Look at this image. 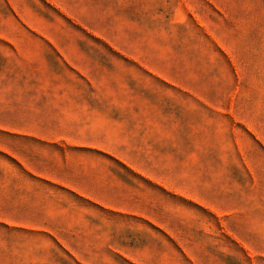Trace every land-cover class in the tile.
Listing matches in <instances>:
<instances>
[{
  "label": "rangeland",
  "instance_id": "rangeland-1",
  "mask_svg": "<svg viewBox=\"0 0 264 264\" xmlns=\"http://www.w3.org/2000/svg\"><path fill=\"white\" fill-rule=\"evenodd\" d=\"M90 87L172 118L154 152L174 190L133 199L96 150L0 132V182L30 186L0 264H264V0H0V122H41L12 111L20 91Z\"/></svg>",
  "mask_w": 264,
  "mask_h": 264
},
{
  "label": "crops",
  "instance_id": "crops-1",
  "mask_svg": "<svg viewBox=\"0 0 264 264\" xmlns=\"http://www.w3.org/2000/svg\"><path fill=\"white\" fill-rule=\"evenodd\" d=\"M79 72L88 79L90 78L91 71L88 69H79ZM115 92L117 91L114 90L113 94ZM109 94L112 95V91L105 87H90L86 91L80 88L20 91L15 94L19 98L16 99V105L12 111L23 114V116L29 115L31 118L35 116L40 118L41 122L30 120L27 123L18 120L10 123L5 120L4 123L0 122V132L19 140H31L41 144H68L96 150L85 155L116 161L123 166L117 170L130 175L133 184L138 182V186L143 185V190L136 189L133 199L144 198L149 201L150 189L156 190L158 185L165 192L174 190L165 175L160 174V170L156 168L154 152L157 137L164 139L172 137V118L165 114L164 127H158L157 114L153 105L123 104L110 99ZM26 96L30 98H24ZM52 111H56L55 114H50ZM71 135L85 138L79 140L68 138ZM117 147H124V152L116 150ZM163 160L165 163V159ZM97 170L101 171L99 183L102 187L105 184L110 185L112 183L110 177L118 175V171L109 166L94 169V171ZM19 171L28 175L24 169H19ZM7 172L8 170L4 173L5 177L9 174ZM4 181L0 182V208L5 207L0 213V226L10 232H21L23 225L27 224L22 209L28 205L23 203L22 199L25 193L30 191V186L26 183L11 182L8 179ZM123 183L129 184L128 181ZM50 186L74 197H84L86 200L90 198L89 201L94 202L91 195L87 193L83 195L78 191L80 189L72 184ZM31 191L39 193L42 190L36 187ZM95 203L102 208L114 207L102 200L95 201ZM85 221L91 222L92 217L85 218Z\"/></svg>",
  "mask_w": 264,
  "mask_h": 264
}]
</instances>
